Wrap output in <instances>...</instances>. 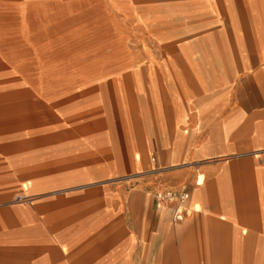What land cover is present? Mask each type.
Masks as SVG:
<instances>
[{
  "label": "crops",
  "instance_id": "0c3cea01",
  "mask_svg": "<svg viewBox=\"0 0 264 264\" xmlns=\"http://www.w3.org/2000/svg\"><path fill=\"white\" fill-rule=\"evenodd\" d=\"M0 264H264V0H0Z\"/></svg>",
  "mask_w": 264,
  "mask_h": 264
},
{
  "label": "built area",
  "instance_id": "2783aa9c",
  "mask_svg": "<svg viewBox=\"0 0 264 264\" xmlns=\"http://www.w3.org/2000/svg\"><path fill=\"white\" fill-rule=\"evenodd\" d=\"M157 205L168 201L171 203L172 221L182 220L184 213V203L189 197L187 190H164L153 193Z\"/></svg>",
  "mask_w": 264,
  "mask_h": 264
}]
</instances>
